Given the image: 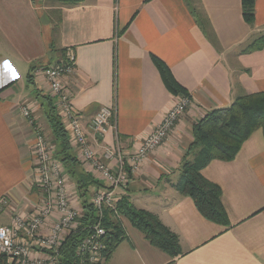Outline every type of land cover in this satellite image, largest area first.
Segmentation results:
<instances>
[{"label":"crops","instance_id":"obj_1","mask_svg":"<svg viewBox=\"0 0 264 264\" xmlns=\"http://www.w3.org/2000/svg\"><path fill=\"white\" fill-rule=\"evenodd\" d=\"M262 33L264 0H255L252 24L243 18L241 0H0V201L28 211L40 199L32 186L34 135L20 113L21 107L31 110L52 140L41 107V96L50 92L36 70L72 54L74 73L63 78V85L83 127L99 109L113 111L112 126L103 136H87L90 146L98 157L107 147L126 156L141 147L182 97L166 89L157 59L185 90L189 107L116 195L156 216L178 237L181 253L171 257L151 246L120 218L125 239L106 264H264L261 129L233 160H212L201 170L221 191L227 226L205 219L176 188L182 166L197 152L190 147L194 126L240 95L264 92V47L243 52ZM69 147L92 177L70 142ZM107 164L116 171V161ZM92 178L99 187L91 193L105 186ZM70 184L71 202L80 208L77 188ZM10 217L0 208V219L7 221L0 225L10 224Z\"/></svg>","mask_w":264,"mask_h":264},{"label":"built area","instance_id":"obj_2","mask_svg":"<svg viewBox=\"0 0 264 264\" xmlns=\"http://www.w3.org/2000/svg\"><path fill=\"white\" fill-rule=\"evenodd\" d=\"M74 69L75 57L68 54L63 61L36 71L44 76L70 144L86 169L91 171L92 177L105 184L91 195L90 203L98 220L89 227L75 254V264H99L104 261L106 249V231L101 224L104 212L110 211L120 222L116 210L119 201L116 191L128 184L147 156L165 141L189 107L190 100L182 96L148 134L141 147L133 153L123 156L116 148L107 147L102 156L98 157L87 136H103L112 126L110 123L113 111L106 107L99 109L87 128L83 127L63 85V78L72 75ZM20 113L34 135L32 186L40 193V199L28 211L24 206L16 208L9 206L3 199L0 201V208L8 209L11 214L10 224L0 225V264H59V248L64 238L78 228L81 209L71 202V184L63 165L53 156V145L36 124L27 107H21ZM109 161H116V171L109 168ZM50 219L54 221L47 232H43ZM36 252L41 254L35 255Z\"/></svg>","mask_w":264,"mask_h":264},{"label":"trees","instance_id":"obj_3","mask_svg":"<svg viewBox=\"0 0 264 264\" xmlns=\"http://www.w3.org/2000/svg\"><path fill=\"white\" fill-rule=\"evenodd\" d=\"M82 0H58L64 4H75ZM255 0H241L243 18L248 24L254 21ZM264 47V33L260 34L243 50L244 53L261 50ZM166 89L174 96H187L174 81L168 68L154 59ZM35 68L31 69V72ZM32 79L29 74L28 80ZM42 113L45 117L50 136L55 145L54 157L64 167L71 183L77 188L80 200L81 219L78 228L70 232L59 248V264H75V256L79 242L87 235L89 227L98 220L96 211L90 203L91 190L99 187L88 173H86L71 148L67 132L60 117L56 113L55 101L47 95L41 96ZM261 129L264 136V92L243 94L236 97L227 108L208 112L198 122L192 132L190 147L196 154L191 161H187L181 168L182 182L176 185L182 195L193 201L198 212L207 220L222 225H228V219L221 203L219 187L201 175V170L212 160L229 162L239 152L242 144L256 130ZM120 218H125L132 227L140 231L148 243L171 257L180 252L178 237L169 231L156 216L135 209L127 198L121 197L116 205ZM102 226L106 231V249L104 261L106 264L116 247L125 239L123 228L110 211L104 212Z\"/></svg>","mask_w":264,"mask_h":264},{"label":"rangeland","instance_id":"obj_4","mask_svg":"<svg viewBox=\"0 0 264 264\" xmlns=\"http://www.w3.org/2000/svg\"><path fill=\"white\" fill-rule=\"evenodd\" d=\"M29 111L31 112V110H29ZM49 138H50V136H49ZM49 142L53 145V148H54V151H55V145H54L53 141H52V140H49ZM53 156H54V154H53ZM4 218H5V217H4ZM4 218L0 219V224H6L7 221H4V220H3ZM121 222H122V224H124V225H126V223H127L126 220L123 219V218H122Z\"/></svg>","mask_w":264,"mask_h":264}]
</instances>
